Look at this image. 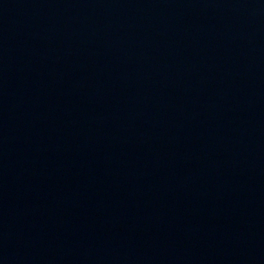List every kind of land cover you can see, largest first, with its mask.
<instances>
[{"label": "water", "instance_id": "1", "mask_svg": "<svg viewBox=\"0 0 264 264\" xmlns=\"http://www.w3.org/2000/svg\"><path fill=\"white\" fill-rule=\"evenodd\" d=\"M0 264H264V0H0Z\"/></svg>", "mask_w": 264, "mask_h": 264}]
</instances>
